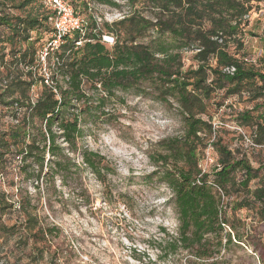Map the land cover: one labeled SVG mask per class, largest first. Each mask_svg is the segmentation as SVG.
I'll return each instance as SVG.
<instances>
[{
    "label": "trees",
    "instance_id": "16d2710c",
    "mask_svg": "<svg viewBox=\"0 0 264 264\" xmlns=\"http://www.w3.org/2000/svg\"><path fill=\"white\" fill-rule=\"evenodd\" d=\"M122 1L130 13L101 28L92 20L84 34L65 38L42 61L36 45L44 33H54L50 11L42 0H0V111L11 119L0 126V176L18 164L26 177L65 182L71 168L81 167L72 158L80 153L82 164L104 184V157L80 146L86 128L106 123L97 115H107L113 98L153 89L157 100L178 111L183 125L182 135L162 142L155 162L154 176L170 189L178 216L176 235L161 250L209 260L242 243L232 232L237 226L231 214L254 211L264 222V166L253 167L246 154L223 144L210 114L218 92L225 98L246 95L254 106L238 113L236 122L252 130V146L264 147V63L256 67L244 52L250 17L264 0ZM37 4L40 14L15 13ZM105 33L115 37L110 48L102 41ZM190 54L194 64L187 67ZM34 87L41 88L36 98ZM209 147L218 156L212 173L201 167ZM2 188L0 183V233L18 237L22 249L32 243L38 261L47 255L50 264H61L53 237L58 227L44 224L27 192L19 190L17 205ZM15 212L19 223L5 225L1 219Z\"/></svg>",
    "mask_w": 264,
    "mask_h": 264
},
{
    "label": "rangeland",
    "instance_id": "374dc122",
    "mask_svg": "<svg viewBox=\"0 0 264 264\" xmlns=\"http://www.w3.org/2000/svg\"><path fill=\"white\" fill-rule=\"evenodd\" d=\"M70 1L86 25L96 20L99 28L131 12L122 0H111L119 3L120 9L101 4L98 0ZM41 10L40 4H37L15 13L40 14ZM104 36L115 39L105 33L103 42ZM51 38L52 34L44 33L36 45L38 55ZM244 42L245 57L263 69L264 5L251 15ZM114 44L107 46L110 48ZM191 64L194 63L190 54L186 65ZM40 91L41 88L34 87L32 97H38ZM224 93L218 92L214 96L215 104L210 109L218 137L230 149L246 154L253 167L264 166V147L252 146L247 141L252 130L239 127L236 122L237 114L251 109L254 103L246 95L225 98ZM217 104L222 105L220 110ZM106 112V116L97 115L99 121L106 123L89 125L80 143V146L104 157L108 167L104 184L82 164L80 153L72 158L81 167L78 170L71 168L65 182L58 176L41 179L26 177L20 174L18 164L3 177L0 176L2 189L17 205L19 190L27 192L44 224L58 227L53 237L60 255L64 257L61 264H264V222L254 211L245 209L233 216L231 214L237 226V230L232 232L241 235L242 243H235L204 261L185 251L175 256L165 254L161 249H166L167 241L176 235L178 216L171 202L170 189L159 176H154L155 162L162 142L183 134L181 118L175 108L157 100L153 89L147 90L144 96L120 94L119 98L110 101ZM2 115L0 111V126L5 128L11 119ZM217 159V154L209 147L201 160L202 169L212 173ZM258 185L255 181L252 188ZM1 220L5 225L12 226L19 223V214L15 212ZM17 239L0 233V264H50L47 255L43 260H37L32 243L22 249Z\"/></svg>",
    "mask_w": 264,
    "mask_h": 264
},
{
    "label": "built area",
    "instance_id": "2783aa9c",
    "mask_svg": "<svg viewBox=\"0 0 264 264\" xmlns=\"http://www.w3.org/2000/svg\"><path fill=\"white\" fill-rule=\"evenodd\" d=\"M42 4L50 11L49 22L54 28L52 38L40 55L41 60L45 61L50 54L60 49L65 38L76 32L84 34L86 23L79 16L70 0H42ZM104 42L113 44L114 38L104 36ZM83 43L84 41H80L76 45L81 47ZM230 72H234V69H231Z\"/></svg>",
    "mask_w": 264,
    "mask_h": 264
}]
</instances>
